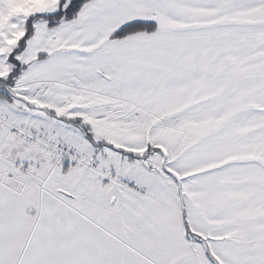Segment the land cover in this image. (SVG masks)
<instances>
[{"label": "snow or ice", "instance_id": "snow-or-ice-1", "mask_svg": "<svg viewBox=\"0 0 264 264\" xmlns=\"http://www.w3.org/2000/svg\"><path fill=\"white\" fill-rule=\"evenodd\" d=\"M0 264H264V0H0Z\"/></svg>", "mask_w": 264, "mask_h": 264}]
</instances>
